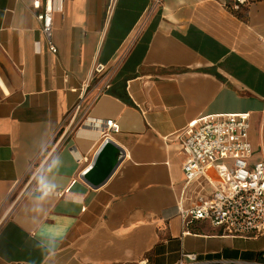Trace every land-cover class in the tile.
Instances as JSON below:
<instances>
[{"label":"crops","instance_id":"1","mask_svg":"<svg viewBox=\"0 0 264 264\" xmlns=\"http://www.w3.org/2000/svg\"><path fill=\"white\" fill-rule=\"evenodd\" d=\"M32 2L0 0V264H264V234L179 209L211 192L186 184L190 123L249 113L264 155V0H67L56 53ZM109 137L125 158L94 188Z\"/></svg>","mask_w":264,"mask_h":264},{"label":"built area","instance_id":"2","mask_svg":"<svg viewBox=\"0 0 264 264\" xmlns=\"http://www.w3.org/2000/svg\"><path fill=\"white\" fill-rule=\"evenodd\" d=\"M66 1L32 2L41 23V32L54 53L58 52L53 41L54 18L56 12L64 10ZM96 70L102 72L104 65L99 64ZM110 87L107 82L99 94ZM104 124L103 134L118 131L114 120H107ZM250 129L249 113L209 114L190 123L180 133L181 151L186 155L183 164L186 184L204 178L211 187V192L200 195L193 206H179L185 224L192 220H206L232 235L258 237L264 234V155L254 158ZM52 191L46 187L43 193ZM185 256L190 264H201L198 255Z\"/></svg>","mask_w":264,"mask_h":264},{"label":"water","instance_id":"3","mask_svg":"<svg viewBox=\"0 0 264 264\" xmlns=\"http://www.w3.org/2000/svg\"><path fill=\"white\" fill-rule=\"evenodd\" d=\"M124 158V149L110 137L106 138L82 177L92 187L98 188L108 181Z\"/></svg>","mask_w":264,"mask_h":264},{"label":"rangeland","instance_id":"4","mask_svg":"<svg viewBox=\"0 0 264 264\" xmlns=\"http://www.w3.org/2000/svg\"><path fill=\"white\" fill-rule=\"evenodd\" d=\"M256 154L260 153V149L254 148Z\"/></svg>","mask_w":264,"mask_h":264},{"label":"clouds","instance_id":"5","mask_svg":"<svg viewBox=\"0 0 264 264\" xmlns=\"http://www.w3.org/2000/svg\"><path fill=\"white\" fill-rule=\"evenodd\" d=\"M41 183H44L43 178H42V180H41Z\"/></svg>","mask_w":264,"mask_h":264}]
</instances>
